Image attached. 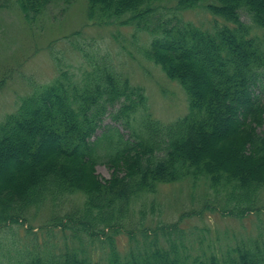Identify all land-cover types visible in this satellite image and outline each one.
Listing matches in <instances>:
<instances>
[{
  "label": "trees",
  "instance_id": "trees-1",
  "mask_svg": "<svg viewBox=\"0 0 264 264\" xmlns=\"http://www.w3.org/2000/svg\"><path fill=\"white\" fill-rule=\"evenodd\" d=\"M74 1L13 4L30 23L49 6ZM162 1L87 0V14L99 25L132 26L136 42L147 36L142 56L182 86L186 114L168 123L153 117L142 89L108 54L86 57L78 75L59 65L50 82L33 86L0 121V264H264V219L257 218L264 191V0H174L173 10ZM194 8L214 19L211 30L180 20ZM106 118L128 138L104 126ZM100 164L112 168L109 179L96 175ZM181 182L205 184L214 199L205 203H223L238 218L255 213V236L220 254L192 253L176 224L156 226L152 235L137 227L140 239L128 229L121 250L115 237L135 224L137 203L159 185ZM76 194L83 197L78 208L32 233L30 210ZM18 224L27 226L24 242L12 231Z\"/></svg>",
  "mask_w": 264,
  "mask_h": 264
},
{
  "label": "rangeland",
  "instance_id": "rangeland-1",
  "mask_svg": "<svg viewBox=\"0 0 264 264\" xmlns=\"http://www.w3.org/2000/svg\"><path fill=\"white\" fill-rule=\"evenodd\" d=\"M13 1L9 0L7 6L0 8V121L15 110L19 99L30 93L33 86L50 82L57 75L59 65L78 75L86 66V57H93L97 52L108 54L116 70L125 75L131 85L142 89L153 117L168 123L186 114L188 103L182 86L168 78L160 66L142 56L140 49L143 50L146 42L145 34H138L136 42L132 26L99 25L90 21L87 0H75L68 6L51 5L30 23ZM161 3L162 7L174 9V0ZM178 16L181 21L194 22L209 30L215 25L214 19L202 8L182 11ZM241 20L249 21L245 15ZM262 98L264 100V96ZM103 125L118 128L125 138L129 136L127 129L109 118ZM260 131H264V123L258 128ZM112 172L106 165L95 167L101 180L109 179ZM206 199L214 201L208 186L202 183L194 188L186 182L159 185L156 194L137 203L131 217L135 224L126 225L115 237L120 249L125 245L128 229L140 239L137 227L152 235L158 232L156 226H165L164 231H167L170 225L176 224L183 230L182 239L192 253L213 251L220 254L227 247L255 236V213L238 218L226 210L223 203H205ZM259 200L262 213L257 218L264 219V191ZM82 203L83 197L76 194L56 205L32 209L26 214L27 225H31L33 234H40L51 216L63 218ZM139 219L141 223L137 224ZM17 227L19 233H15ZM12 228L19 241L24 242L27 226L21 228L18 224ZM169 231L175 235L171 229ZM110 232L105 230L106 234ZM54 233L58 237V233ZM63 241L60 237V242Z\"/></svg>",
  "mask_w": 264,
  "mask_h": 264
}]
</instances>
